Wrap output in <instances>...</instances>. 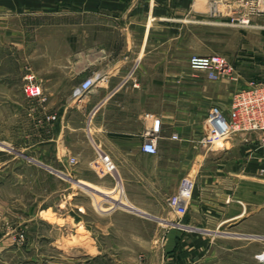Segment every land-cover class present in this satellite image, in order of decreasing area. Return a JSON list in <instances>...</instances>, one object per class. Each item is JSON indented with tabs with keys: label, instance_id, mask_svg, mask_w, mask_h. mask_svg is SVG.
Instances as JSON below:
<instances>
[{
	"label": "crops",
	"instance_id": "crops-1",
	"mask_svg": "<svg viewBox=\"0 0 264 264\" xmlns=\"http://www.w3.org/2000/svg\"><path fill=\"white\" fill-rule=\"evenodd\" d=\"M207 8V0H0V61L24 47L27 69L42 79L56 117L44 131L45 167L75 186L55 215L74 222L86 264H264V158L245 137L232 139L240 155L227 160L230 147L199 144L208 109L227 112L247 83L227 93L229 81L179 65L195 55L194 28L213 23ZM87 78L95 86L73 98ZM154 117L162 131L150 155L140 148ZM101 153L114 173L96 177L90 162ZM185 175L194 187L177 217L167 199ZM118 186L126 204L101 194Z\"/></svg>",
	"mask_w": 264,
	"mask_h": 264
},
{
	"label": "rangeland",
	"instance_id": "rangeland-1",
	"mask_svg": "<svg viewBox=\"0 0 264 264\" xmlns=\"http://www.w3.org/2000/svg\"><path fill=\"white\" fill-rule=\"evenodd\" d=\"M205 19L213 23L196 26L192 31L196 36L195 55L220 53L233 63L236 80L228 82L232 88L227 93L244 81H263L264 17L253 18L249 27L242 28L230 21L219 26L215 17ZM17 49L13 50L14 56L5 50L0 61V264H81V259L86 264V257L76 247L81 238L74 236V222L64 223L55 215L60 198L74 192L75 186L70 184L69 174L59 176L45 167L44 115L50 114L43 101L30 100L23 91L26 83L35 82L44 97L42 79L27 69L31 62H26L25 48ZM185 58L179 63L182 70L187 69L189 57ZM239 137L250 142L255 136ZM232 144L218 143L213 149L230 147L229 153L222 155L227 160L240 155L238 144ZM69 159L68 165L72 166L75 162ZM112 197L125 200L119 186L106 198ZM258 257L264 259L262 254Z\"/></svg>",
	"mask_w": 264,
	"mask_h": 264
},
{
	"label": "built area",
	"instance_id": "built-area-1",
	"mask_svg": "<svg viewBox=\"0 0 264 264\" xmlns=\"http://www.w3.org/2000/svg\"><path fill=\"white\" fill-rule=\"evenodd\" d=\"M208 14L210 17L227 18L239 27H249L253 18L264 17V0H207ZM187 67L191 71L201 72L209 81L236 80L233 63L223 54L211 53L207 55H192L188 58ZM96 79L83 80L72 91V97L79 99L90 91L96 84ZM23 91L30 100L43 101L41 89L35 82H28L23 86ZM55 115H44L46 122L55 120ZM162 131L161 120L154 117L151 125L142 133L141 151L150 155L157 152V140ZM254 134L250 153L264 158V80L251 81L244 87L236 89L231 97L229 109L224 112L217 106H211L203 120V135L199 144L210 150L218 143H227L231 138L239 135ZM177 135L171 139L176 140ZM74 163L73 157L69 159ZM94 173L103 177L114 173V165L109 157L101 153L90 162ZM264 173V169L260 170ZM194 180L183 176L177 190L167 199V206L177 217L186 213L187 203L192 197Z\"/></svg>",
	"mask_w": 264,
	"mask_h": 264
},
{
	"label": "bare ground",
	"instance_id": "bare-ground-1",
	"mask_svg": "<svg viewBox=\"0 0 264 264\" xmlns=\"http://www.w3.org/2000/svg\"><path fill=\"white\" fill-rule=\"evenodd\" d=\"M86 185L88 186V184H86ZM86 185H85V186H86ZM85 186H84V187H85ZM95 188H96V187H95ZM103 194H104L105 197H107V195H108L109 193L104 192ZM112 199L115 200L114 198H112ZM115 201H116V200H115Z\"/></svg>",
	"mask_w": 264,
	"mask_h": 264
}]
</instances>
